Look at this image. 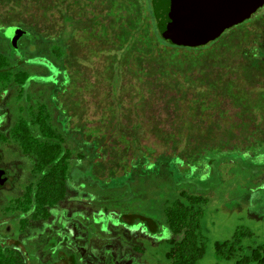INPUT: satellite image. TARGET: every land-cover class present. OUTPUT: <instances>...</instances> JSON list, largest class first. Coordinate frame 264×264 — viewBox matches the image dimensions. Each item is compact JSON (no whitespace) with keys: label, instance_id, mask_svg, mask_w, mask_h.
Listing matches in <instances>:
<instances>
[{"label":"trees","instance_id":"trees-1","mask_svg":"<svg viewBox=\"0 0 264 264\" xmlns=\"http://www.w3.org/2000/svg\"><path fill=\"white\" fill-rule=\"evenodd\" d=\"M147 1L145 9L146 0H6L0 23L59 37L50 60L65 65L71 75L65 93L56 96L51 84L53 93L42 101L25 93L32 76L28 68L9 71V56L0 52V87L21 86L28 102L22 111L28 108L29 118L18 119L12 135L41 173L40 201L57 204L67 195L73 152L58 119L61 106L74 116L71 127L98 130L105 153L124 138L130 155L147 159L149 166L163 156L191 163L207 151L230 152L264 141V62L245 54L247 42L264 32V16L245 29L184 46L165 34L162 0ZM26 31V43L33 44L32 33ZM92 59L105 63L99 78L86 70L93 67ZM169 201L166 224L182 238L171 240L168 257L172 264H197L207 252L208 198L181 189ZM252 234L238 229L231 240L216 241V257L234 264H264V243H243Z\"/></svg>","mask_w":264,"mask_h":264},{"label":"rangeland","instance_id":"rangeland-1","mask_svg":"<svg viewBox=\"0 0 264 264\" xmlns=\"http://www.w3.org/2000/svg\"><path fill=\"white\" fill-rule=\"evenodd\" d=\"M5 2L6 0H0V12L3 11ZM144 8H148L147 0ZM260 16H264V7L253 14L252 18L227 30L223 36L234 29H245L255 17L258 19ZM261 25L264 27V18ZM24 29L29 34L32 33L29 37L34 39L33 45L25 53L33 64L28 68L32 76L27 84L35 82L30 85L28 92L42 101H46L53 93L52 88L50 89L52 85L56 89V96L65 93L71 84L69 70L65 65H54L50 60L54 59L51 53L55 41L60 38L54 34H37L29 27ZM23 43L27 44L26 39H23ZM13 53L10 50L9 55ZM245 54L249 58L252 56L257 63L264 62V32L256 33L255 39L247 42ZM90 64L93 67L86 70L93 75L98 74V78L101 77L100 72L105 63L92 59ZM85 74L90 75V72ZM57 98H54L55 102H58ZM127 102L125 99L123 103ZM60 109L58 119L63 122L66 145L73 152L67 195L61 202L64 208L69 209L70 215L78 211L86 216L98 215L104 218L107 225L102 229L116 231L125 247V237H128L129 243L146 248L145 258L152 263L160 256L157 254L159 249L152 248V241L144 234L149 219L156 221L164 229L162 238L166 239L169 249L170 240H180L182 235L174 234L167 226L166 207L174 194L177 196L181 189H186L206 195L209 201L204 220L208 238L207 252L197 264H234V260L220 261L216 257L214 243L231 240L238 229L253 233L251 237L244 239L243 243L246 245L264 243V141L256 140L247 149L237 146L238 148L230 152L207 151L191 163L175 155L163 156L149 166L147 159L136 158L135 153L133 157L130 155L129 142L124 138L119 141L122 145L117 146L115 142V146L110 148L111 151L107 150L108 153H105L101 148L98 130L71 127L70 120L74 116L70 115L67 108L62 110L61 106ZM259 112L256 108L258 121L262 119ZM113 149L117 151L112 152ZM17 150L19 158L25 157L19 147ZM10 155L8 158L16 160V154ZM32 163L30 161L27 164L29 171ZM127 230L132 234L126 232ZM161 253L160 261L163 264H172L165 257L163 248Z\"/></svg>","mask_w":264,"mask_h":264},{"label":"flooded vegetation","instance_id":"flooded-vegetation-1","mask_svg":"<svg viewBox=\"0 0 264 264\" xmlns=\"http://www.w3.org/2000/svg\"><path fill=\"white\" fill-rule=\"evenodd\" d=\"M9 27L0 25V52L9 56L7 69L13 72L33 66L25 54L33 44H24L23 36L14 48L5 34ZM10 50L14 52L11 56ZM33 83L26 84L25 93ZM22 90L16 84L0 87V264H163L162 248L172 262L168 257L171 247L167 249L162 238L164 229L154 220L149 219L144 234L152 241L150 246L159 249L160 258L150 263L146 248L129 243L128 237L125 247L116 231L102 229L107 225L104 218L78 211L70 215L61 205L65 198L57 204L37 198L41 173L34 170L32 156L22 152L25 157L19 158L16 148H21L12 135L17 120L23 115L29 118V109L22 111L23 105L28 106ZM11 153L16 160L8 158Z\"/></svg>","mask_w":264,"mask_h":264},{"label":"water","instance_id":"water-1","mask_svg":"<svg viewBox=\"0 0 264 264\" xmlns=\"http://www.w3.org/2000/svg\"><path fill=\"white\" fill-rule=\"evenodd\" d=\"M162 23L173 43L197 46L215 40L225 30L240 24L264 6V0H162ZM6 36L14 48L27 34L11 26Z\"/></svg>","mask_w":264,"mask_h":264}]
</instances>
